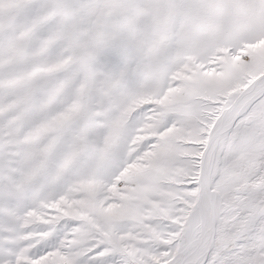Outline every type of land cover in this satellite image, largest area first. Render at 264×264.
Masks as SVG:
<instances>
[{
	"label": "snow or ice",
	"instance_id": "obj_1",
	"mask_svg": "<svg viewBox=\"0 0 264 264\" xmlns=\"http://www.w3.org/2000/svg\"><path fill=\"white\" fill-rule=\"evenodd\" d=\"M0 264H264V0H0Z\"/></svg>",
	"mask_w": 264,
	"mask_h": 264
}]
</instances>
